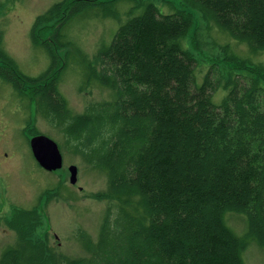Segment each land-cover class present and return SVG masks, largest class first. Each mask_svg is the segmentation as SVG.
Here are the masks:
<instances>
[{"label":"trees","instance_id":"1","mask_svg":"<svg viewBox=\"0 0 264 264\" xmlns=\"http://www.w3.org/2000/svg\"><path fill=\"white\" fill-rule=\"evenodd\" d=\"M115 2L59 0L39 14L30 31L51 63L38 76L0 54V75L59 126L61 144L72 142L107 175L98 235L79 231L84 255L32 239L34 212L17 207L6 220L17 239L1 251L0 264H244L250 239L264 245V62L240 54L233 42L250 54L264 52V0H178L169 11L154 0H133L87 66L111 98L74 113L56 87L64 67L56 50L67 45L61 29L95 5L119 19ZM196 12L221 51L200 80L197 57L183 43ZM44 18L55 19L48 38ZM219 34L227 39L217 41ZM227 211L245 215L242 235L226 223Z\"/></svg>","mask_w":264,"mask_h":264},{"label":"rangeland","instance_id":"2","mask_svg":"<svg viewBox=\"0 0 264 264\" xmlns=\"http://www.w3.org/2000/svg\"><path fill=\"white\" fill-rule=\"evenodd\" d=\"M57 1L0 0V54L4 58L11 57L16 70L21 73L38 76L50 65V53L40 40L34 41L30 30L35 18ZM154 2L162 11H169L172 5L179 4L178 0ZM132 4L133 0H116L114 5L119 19L103 13L100 5H95L64 23L59 37L67 45L56 50L57 64H64L56 87L72 112H82L88 101L111 98L109 88L87 76V66L92 65L96 50L111 40ZM43 21L41 33L48 38L55 19L44 18ZM204 29L205 22L196 12L194 24L183 38L184 45L197 57V80L212 58L221 55L219 47L212 44ZM194 32L196 48L192 46ZM225 38L219 34L217 41L223 42ZM233 43L240 54L264 62V52L250 54L245 43ZM16 87L0 75V255L17 239L15 229L6 220L19 207L34 212L36 218L31 220L29 234L32 239L46 241L69 256L84 255L86 249L79 231L96 239L107 204V199L102 196L107 175L103 169L91 165L72 142L62 145L64 137L59 126L50 124L33 99ZM221 94L222 89L213 95L214 101ZM37 133L47 134L58 142L63 157L61 167L47 170L38 164L29 145L31 136ZM71 163L77 166L74 183L69 181L68 165ZM225 221L239 235L247 229V219L241 212L227 211ZM242 259L244 264H264V245L250 239L242 250Z\"/></svg>","mask_w":264,"mask_h":264},{"label":"water","instance_id":"3","mask_svg":"<svg viewBox=\"0 0 264 264\" xmlns=\"http://www.w3.org/2000/svg\"><path fill=\"white\" fill-rule=\"evenodd\" d=\"M29 145L32 154L38 164L47 169L55 170L62 166V153L56 140L44 133H37L31 136ZM69 181L77 180V166L74 163L68 165Z\"/></svg>","mask_w":264,"mask_h":264}]
</instances>
